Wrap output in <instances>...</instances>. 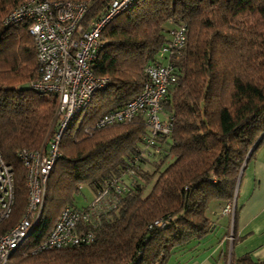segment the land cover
<instances>
[{
  "label": "trees",
  "instance_id": "1",
  "mask_svg": "<svg viewBox=\"0 0 264 264\" xmlns=\"http://www.w3.org/2000/svg\"><path fill=\"white\" fill-rule=\"evenodd\" d=\"M25 1L0 0V153L11 166L14 188L6 227L26 205V172L17 154L46 145L56 107L53 96L28 86L38 78L28 25L2 24ZM66 1L89 4L85 25L109 2ZM171 25L186 26L184 47L170 59L176 82L161 102V119L170 118L172 133L157 140L158 152L151 150L155 157L142 169L140 144L147 132L141 116L127 124L84 128L139 94L144 66L163 63L157 56ZM100 40L92 72L108 78L107 85L63 134L40 219L10 264H167L178 248L211 231L209 205L234 198L246 159L264 142V0H136L103 29ZM135 158L142 181L125 183ZM113 181L125 190L110 194L92 223L80 226L91 233L90 243L31 254L63 208H86L75 206L78 186L98 193ZM234 264L264 261L247 254Z\"/></svg>",
  "mask_w": 264,
  "mask_h": 264
},
{
  "label": "built area",
  "instance_id": "2",
  "mask_svg": "<svg viewBox=\"0 0 264 264\" xmlns=\"http://www.w3.org/2000/svg\"><path fill=\"white\" fill-rule=\"evenodd\" d=\"M136 0H109L104 13L85 25L89 4L85 1L28 0L14 7L3 18L6 27L25 23L35 48L38 78L29 88L56 101L54 131L45 146L39 150H20V159L26 172L27 198L20 218L11 226H4L12 213L14 202L13 172L4 163L0 153V264H10L16 249L26 245V240L42 214L48 175L60 157V140L69 125L86 109L95 93L103 90L108 82L106 77H96L92 66L102 46L100 35L103 29L119 14L131 7ZM166 40L158 55L164 63H148L143 68L145 82L139 94L123 107L105 113L89 130L130 123L141 116L147 133L141 137L144 149L157 153L158 139H168L172 133L169 117L161 119V102L169 88L176 82L174 68L170 63L185 44L186 26H170ZM138 161L129 160L128 179L142 181L134 167ZM112 190V191H111ZM125 184L111 182L110 187L92 194V201L85 209H62L50 232L31 250L36 254L48 250H61L78 244H88L92 235L80 228L89 225L101 208L108 202L110 194L119 195ZM235 198L227 201L221 214L229 218V241L235 215ZM154 226L162 228L163 223L155 221Z\"/></svg>",
  "mask_w": 264,
  "mask_h": 264
},
{
  "label": "crops",
  "instance_id": "3",
  "mask_svg": "<svg viewBox=\"0 0 264 264\" xmlns=\"http://www.w3.org/2000/svg\"><path fill=\"white\" fill-rule=\"evenodd\" d=\"M140 149H144L142 143ZM152 153L148 149L143 154L142 169L147 167ZM82 190L90 200L93 192L88 187ZM235 203L232 241H229V218L221 214L223 203L213 201L206 213L211 231L184 248H178L168 262L174 259V264H234L247 254L253 261H264V142L242 168Z\"/></svg>",
  "mask_w": 264,
  "mask_h": 264
},
{
  "label": "rangeland",
  "instance_id": "4",
  "mask_svg": "<svg viewBox=\"0 0 264 264\" xmlns=\"http://www.w3.org/2000/svg\"><path fill=\"white\" fill-rule=\"evenodd\" d=\"M88 1H90V0H88ZM157 58L160 59V56L158 55ZM24 86H25V88H27V85H23V88H24ZM53 124H54V123H53ZM52 130H54V125H53V126L51 125V126H50V129H48V131H47V133H46V137H45L44 141L42 142V145H43L44 143H46V142L49 140V138L51 137V135H52V133H53ZM153 157H155V156H153ZM153 157H151L150 160H152ZM140 177H141V176H140ZM124 181H125V180H124ZM125 183H128V182L125 181ZM84 187H85V186H78V189L81 190V189L84 188ZM149 188H150V187H148V188L146 189V192L148 191ZM61 191H63V189H62ZM235 196H236V192H235V194H234V198H235ZM234 198H233V199H234ZM91 201H92V198L89 200L88 195L85 193L84 190H82V192L76 196V199H75V206L78 207V208L86 207L87 205L90 204ZM29 240H30V238H28V239L26 240V244L29 242ZM167 264H174V259L170 260V262H167Z\"/></svg>",
  "mask_w": 264,
  "mask_h": 264
},
{
  "label": "water",
  "instance_id": "5",
  "mask_svg": "<svg viewBox=\"0 0 264 264\" xmlns=\"http://www.w3.org/2000/svg\"><path fill=\"white\" fill-rule=\"evenodd\" d=\"M23 89H27V88H25V86H24V88ZM260 139V138H259ZM247 160H248V158L246 159V161H245V163L247 162Z\"/></svg>",
  "mask_w": 264,
  "mask_h": 264
}]
</instances>
